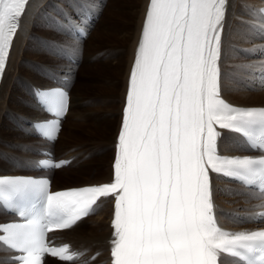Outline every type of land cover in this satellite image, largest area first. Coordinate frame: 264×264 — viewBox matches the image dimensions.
<instances>
[{
  "label": "snow or ice",
  "instance_id": "1",
  "mask_svg": "<svg viewBox=\"0 0 264 264\" xmlns=\"http://www.w3.org/2000/svg\"><path fill=\"white\" fill-rule=\"evenodd\" d=\"M27 3L0 0V76ZM226 4L150 0L116 145L114 182L51 193L46 180L0 178L4 207L22 221L0 224V246L17 253L8 264H43L49 253L73 260L66 246L50 248L46 234L69 229L108 197H114L112 264H224L225 255L233 264H264V231L229 234L214 216L209 169L264 198V108H235L220 98ZM68 59L74 62L73 55ZM216 125L242 134L261 155L222 159Z\"/></svg>",
  "mask_w": 264,
  "mask_h": 264
},
{
  "label": "bare ground",
  "instance_id": "2",
  "mask_svg": "<svg viewBox=\"0 0 264 264\" xmlns=\"http://www.w3.org/2000/svg\"><path fill=\"white\" fill-rule=\"evenodd\" d=\"M149 2L150 0H130L126 6L125 4L123 5L124 9L119 19L120 24L118 23L119 26L115 29L118 33L116 34L115 40L118 50L116 49L117 52L115 55L119 60L116 58L114 68L110 66L114 77L111 78L109 84L106 82L108 87H102L101 92L104 94L101 100L105 106L108 105V108L105 107L107 109L105 110L106 112L100 115L99 118L96 112L90 117L87 111L89 108L91 109L92 103L97 105L95 103L96 101H88V96H84L86 99L75 97V93L70 92L72 102L65 117L63 127L53 146L57 156L69 158L72 155H77V158L74 160V168L67 166L52 171L54 189L114 182V161L118 132L122 121L125 93L129 83V75L134 67L138 45L142 38V28ZM102 4L105 8L106 4L111 5V0H32L23 18V26L14 40L8 65L0 84V174H27L35 172L29 168L33 167L36 159L41 156L40 150L50 148L49 144H46L33 134L32 129H29L27 124L24 126L25 134H21L17 128L7 130L6 118L8 110H5L8 108L12 109L14 118H25V123H27L29 118H36L39 113L36 103L32 98L30 83L28 81L35 85L43 86H65L67 84H73L74 87L77 84L75 83V74L76 69L81 66V53L82 51L87 53L86 44H84L85 47L83 48L81 43L85 40L88 41L93 35L95 38H102V36L107 35L106 32L104 34L102 32L97 34L98 25H95L96 23L93 20H88L86 17L88 15L90 19H93L94 15L99 14L100 19L98 17V21L100 23L102 21L100 11L104 10L101 7ZM261 5H264V0H227V11L223 21L221 35V59L219 60L221 75L219 78V87L221 96L227 102L234 105H264V18L259 13V7ZM65 13L68 14L67 17L64 15ZM78 26L87 29V34L82 38L72 35V30ZM91 26L92 28L90 29ZM37 33H40L43 39L35 38ZM53 39H57L58 42L59 40H63L64 43H54L53 51L55 56L50 64L46 63L42 65L40 61L41 67L39 72L27 68L28 66L33 67L32 63L28 61L30 58L31 60L40 58L42 60L47 59L48 53H52V51L49 49L50 52L46 54L43 50L36 48V45L43 46V44H46L45 42L48 43V41ZM69 46L77 50L70 53L68 50ZM234 47H238L237 52ZM241 47L246 49L243 55L249 58L253 57V59H245V63L242 65L237 63L240 60L243 61V57L240 54ZM67 54L73 55L75 61H66L64 57ZM92 55H85V60L95 57ZM105 57H108V54ZM227 58L232 62L226 64L225 67L224 63ZM98 59L95 57L93 64L97 63ZM121 62L125 63L124 76L121 78L122 85L118 82L119 78L115 77V74L121 68ZM80 68H84V66L82 65ZM239 76L242 77L240 81H238ZM53 79H56L57 83H53ZM21 81L24 82L25 87L23 89L29 97L26 101L23 100L22 94L20 95L18 93L19 90L17 87ZM245 85H250L252 90H246L244 88ZM76 95L81 96L84 94L76 93ZM73 98H75L77 106L79 103H85V106L83 108L73 107ZM107 113L111 115L110 118L107 116ZM72 117L75 120L69 122V119ZM85 120L92 121L91 125L95 127L86 126ZM114 120L117 122L116 128L110 129L109 125ZM73 123H77L76 126H80L81 129L84 127L100 128L106 131L108 135L88 139V134H81L80 132L82 130L76 128L74 132L75 139L72 138L74 133H69L67 140L64 138V131L67 125H73ZM216 130L221 134L218 137L217 153H246L250 150L246 149L247 145L238 135L224 131V129L216 128ZM21 135L24 136V139H22L23 148L19 146V142L17 144L14 142L20 140ZM6 137L12 139V142H8ZM4 145H8L9 147L5 148ZM73 147L74 149H70ZM104 149L107 150V154H105ZM100 151V155L106 162H108L106 158L108 156L110 158L109 165L106 162L104 163L107 165V168L102 166L103 163L92 162V156L98 152L100 153ZM252 152L255 151L250 150L248 153ZM110 153L111 155H109ZM5 158L11 160L12 166L2 164ZM85 163H91L94 168L93 173L89 172L90 169H85L87 178L74 184H59L58 180H62V177H69L72 170H77V172L83 171L79 168ZM19 166L22 169H18L20 168ZM223 179L214 174L210 176L214 215L220 223V226L218 223L217 226L229 234H238L245 232L247 229L262 225L264 223L262 220L255 221L253 218L256 217L255 213L258 210L264 208V198L259 197L256 191L245 188L241 183ZM250 197L254 200L251 201ZM103 201L100 200L97 203L96 207L99 206L100 202L103 205L93 217H87L74 227L56 233L58 240L62 243L69 242L72 249L80 252L89 251L90 253L88 252L87 255L84 253V259H87L95 251H100L99 256L89 264H112L110 257V248L112 245L110 241L114 238V229L111 227L114 219V197L105 198ZM13 217L8 213H4L0 208V221L10 220ZM89 219L92 220L91 223L87 227H83L82 224ZM95 229L100 230L98 233H95ZM9 254L11 252L0 246V262H4V264L8 263L7 256ZM222 258L224 264H233V258H229L226 255ZM49 262L53 264H66L64 262H55L51 259H47L45 264H49Z\"/></svg>",
  "mask_w": 264,
  "mask_h": 264
},
{
  "label": "rangeland",
  "instance_id": "3",
  "mask_svg": "<svg viewBox=\"0 0 264 264\" xmlns=\"http://www.w3.org/2000/svg\"><path fill=\"white\" fill-rule=\"evenodd\" d=\"M129 1L130 0H111V5L110 4H106V7L105 8H104V5L102 4L101 7L104 8L103 11H100V15L102 16V18H101L102 21H100V23L98 21L100 19L99 14H96L93 19H94V22L96 23L95 25H98L97 26L98 30L96 31V33L98 34L99 32H102V34H104V32H106L107 35L102 36V38L101 37L100 38L99 37L95 38L94 35H93V36H91L92 38H90L88 41L85 40L86 42L83 41V43H81L82 44L81 46H83V48L85 47L84 44H86V50H87V53H84L83 51L81 53V55H82L81 56V66L83 65L84 68H80L81 66H79L76 69L75 83H77V84H75L76 87H75V85H74V87L72 86L73 88H71V92L75 93V95H74L75 97H81L82 99H86V98H84V96L85 97L88 96L89 97L88 101H90V102L91 101L93 102L94 100L96 101L95 103H97V105L92 103L91 109L89 108L88 111H87V113L89 114L90 117L96 112V114H97V116L99 118V116L102 115L104 112H106L105 110H107V109H105V107H107L108 105L105 106V104L101 100V98H103V95H104L101 92H102V89L105 86H107V83L109 84V81L111 80V78L114 77V75L112 74V71L110 70V68L111 67H113V68L115 67L116 58H117V56L115 55V53L117 52L118 48H116L117 43L115 42V40H116V34H118V33H117V30H115V29L120 24V20L119 19L121 18V12L124 9L123 8V5L125 4V6H126V4H128ZM238 2H240V1H238ZM104 4H105V1H104ZM119 5L122 6V7H120ZM64 15L67 16V13L64 14ZM98 17H99V19H98ZM94 22H93V24H94ZM111 24H112V26H111ZM51 25H52V23H51ZM109 26H111L112 28L109 27ZM41 27H43V26H41ZM48 27L50 28V26H48ZM55 28H57V27H55ZM91 28H92V26L90 27V29ZM110 28L111 29H114L115 31L114 30L111 31ZM42 37L43 36H41L40 33H37V36L35 38L41 39ZM55 40L54 39L53 40H50V41H48V43L45 42L46 44L45 45L43 44V46L42 45H36L37 46L36 48H39L40 50H43L44 53L47 54L48 52H50L49 49L52 51V53L51 52L48 53L49 55H47L48 57H47V59L45 58V60H42L41 58L40 59H34V60H31V58L28 59V61L30 63H32L33 67H31V66L29 67L28 66L27 68H31V69H34L35 71L39 72L40 71V67H41V64H40L41 62H42V65H44L46 63H49L50 64V62L52 61V59L55 56L54 51H53L54 43L55 42L56 43H61V44L64 43L63 40H59V42H58L57 39H55ZM52 41H53V43H52ZM38 42H40V41H38ZM230 44H232V43H230ZM92 46H94V47H92ZM89 48L91 49L90 51H89ZM234 49H235L236 52L238 51V47H234ZM245 50L246 49H244L243 47H241V49H240V52H241L240 54L243 57V61L240 60L239 62H237V63H240V65H242V64L245 63V61H244L245 59H253V57L252 58H249L246 55H243V53H244ZM87 54L88 55H92L93 54L92 56H95L96 59L99 58L98 61H97V63L93 64V62H95L94 61V58L95 57H91V58L85 60L84 56L85 55L87 56ZM107 54H108V57H105V56H107ZM117 60H119V58H117ZM231 62L232 61H229L228 58H227L226 62L224 63L225 64V67H226V64H229ZM90 64H92V65H90ZM24 71H26V70L24 69ZM124 72H125V63L124 62H121V68L115 74V77L119 78V81L118 82H120L121 85H122L121 78L124 76ZM43 73L45 74L44 71H43ZM241 79H242V77L239 76L238 81H240ZM23 87H25V84H24V82L21 81L18 84V87H17V89L19 90V92H18V90H17V92L20 93V95L22 94L23 100L26 101L27 98H29V97L27 96V94L24 91ZM244 88L246 90H248V91L252 90V88L250 87V85H245ZM17 92H16V94H17ZM114 92H116V91H114ZM76 93H82L84 95H81L80 96V95H76ZM73 99H74V101H73V107H75L77 105H76L75 98H73ZM84 104L85 103H79L77 107L83 108L85 106ZM12 105H13V103H12ZM5 111H7V118H6L7 119V121H6L7 122V130L8 129H15V128H17L18 131L21 134H25V128H24V126L27 124V123H25L26 122V119L25 118L24 119H16V118H14L12 109H9L8 108ZM108 114L109 113H107V116L110 118L111 115H108ZM74 120H75V118L72 117L71 119H69V122L70 121H74ZM91 122L92 121L85 120V125L88 126V127H95L94 125H91ZM76 124L77 123H73V125H71V124L67 125V128L64 131V138L65 139H67V135L69 133H74L76 128L82 130L80 132L81 134H88L89 135L88 139L89 138H97L99 136L104 137V136L108 135L106 133V131H103L100 128H87V127H84V128L81 129L80 126L77 127ZM116 125H117V122L114 120L113 123L109 125V128L110 129L116 128ZM70 126H72V127L70 129H68ZM23 137L24 136L21 135L20 140L14 141V142H16V144H17V142H19V146L22 147V148H23V142H22L23 140L22 139H24ZM72 138L75 139V133L73 134ZM6 140L8 142H12V139H9L7 137H6ZM9 140H11V141H9ZM4 146H5V148H8L9 147L8 145H4ZM69 147H72V146H69ZM106 149H104L105 150V154H107V150ZM108 149H110V148L108 147ZM96 154L94 156H92V160L93 161L92 160L91 161L92 162H96V163L97 162H100L101 164L102 163L104 164L106 161L100 155L101 154V151H100V153L98 152ZM109 155H111V153ZM99 156H101V157H99ZM109 159L110 158L108 156L106 158V160L108 161V162H106L107 165H109L108 164L109 163ZM2 164L3 165H6V166H8V165L12 166L11 160L8 159V158H5L2 161ZM103 164H102V166H104V167L107 168V165L106 164L103 165ZM72 168H74V165L72 166ZM18 169H21V167L18 168ZM79 169H82L83 171L77 172V170H72L70 172V176L69 177H66V178L65 177H62L63 178L62 180H60V179L58 180L59 184L60 185H63V184H74L75 182H78V181L83 180L84 178H87L88 176H86L85 169H90V171H89L90 173H93L94 172V168L92 167V164L91 163H85ZM68 179H70V180H68ZM250 200L252 201L254 199L252 197H250ZM91 221H92L91 219L88 220L85 224H83V227H87L91 223ZM99 230L100 229H95V233H98ZM49 264H53V263L49 262Z\"/></svg>",
  "mask_w": 264,
  "mask_h": 264
}]
</instances>
